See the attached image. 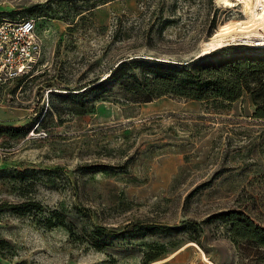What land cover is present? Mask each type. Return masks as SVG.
Segmentation results:
<instances>
[{"label":"rangeland","instance_id":"374dc122","mask_svg":"<svg viewBox=\"0 0 264 264\" xmlns=\"http://www.w3.org/2000/svg\"><path fill=\"white\" fill-rule=\"evenodd\" d=\"M245 16L240 0H0V18L37 19L46 64L0 88V264H209L193 244L166 259L190 242L215 264H264V246L223 217L264 226V70L217 64L234 99L220 85L98 84L124 56H264L205 46ZM155 71L128 69L150 85Z\"/></svg>","mask_w":264,"mask_h":264},{"label":"trees","instance_id":"16d2710c","mask_svg":"<svg viewBox=\"0 0 264 264\" xmlns=\"http://www.w3.org/2000/svg\"><path fill=\"white\" fill-rule=\"evenodd\" d=\"M196 60L197 59L189 61L186 64H182V66H175L166 63L150 62L144 55H136L132 58L131 56H124L121 57L116 65L111 68L107 78L102 79L98 84L105 82V80H112L117 77L118 79H122L125 77L124 82H126L127 85H131L129 78H133L135 79V82L133 83L136 86V89H140L145 84L146 87L153 86L157 89L161 87L163 89L162 91L171 90L177 94L187 96L193 95L200 89L209 85H220L223 87V95L228 99H234L236 97L235 90L238 85L228 83L223 74H217V64L219 66L228 67L230 72L237 77H240V75H243L242 73H245L248 70H264V56H229L220 58L218 61H209L203 64L193 63ZM140 66L156 70L153 76L152 85H150L149 78L146 76L145 72L142 73V76H139L137 73H128L129 68ZM44 71L41 74H43ZM200 71H206L207 75L200 73ZM39 75H36L35 77ZM95 82L97 81H93L92 83ZM228 85H232L233 87L228 90ZM263 98L264 83L261 86L259 94L256 96L257 100ZM223 217L227 218L233 225L232 230L236 236L248 238L252 242L264 246V226L253 216L246 214L245 212L238 213L237 211H230L225 213Z\"/></svg>","mask_w":264,"mask_h":264},{"label":"built area","instance_id":"2783aa9c","mask_svg":"<svg viewBox=\"0 0 264 264\" xmlns=\"http://www.w3.org/2000/svg\"><path fill=\"white\" fill-rule=\"evenodd\" d=\"M44 54L36 18H0V88L41 74L46 69Z\"/></svg>","mask_w":264,"mask_h":264},{"label":"bare ground","instance_id":"6f19581e","mask_svg":"<svg viewBox=\"0 0 264 264\" xmlns=\"http://www.w3.org/2000/svg\"><path fill=\"white\" fill-rule=\"evenodd\" d=\"M224 1L228 2V0ZM240 2L243 4L246 16L236 17L223 22L212 37L205 42L207 48L219 47L232 40L248 43L252 46L259 45L264 47V0H240ZM192 244L200 249L205 261L209 264H215L205 255L203 249L194 242L182 246L166 259L173 257L180 250Z\"/></svg>","mask_w":264,"mask_h":264}]
</instances>
